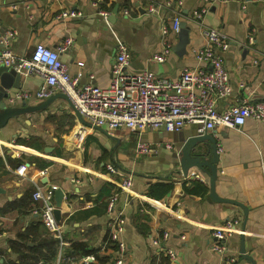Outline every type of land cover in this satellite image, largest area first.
<instances>
[{
  "label": "crops",
  "instance_id": "crops-1",
  "mask_svg": "<svg viewBox=\"0 0 264 264\" xmlns=\"http://www.w3.org/2000/svg\"><path fill=\"white\" fill-rule=\"evenodd\" d=\"M177 1L0 0V37L5 30L16 29L11 47L25 57L38 44L57 49L72 39L70 48L61 54L70 74H80L81 83L107 86L120 42L132 51L129 72L148 69L177 79L185 68L200 66L194 48L205 42L201 26H212L231 39L223 56L232 92L227 100L219 101V108L237 99L264 101V0H212L202 25L192 14L205 6V0H181L180 5ZM179 8L182 21L191 27L187 52L180 55L174 50L179 37L171 33L173 50L159 62L153 56L164 47L162 27L170 24ZM62 11L82 14L58 18ZM4 70L0 68V73ZM43 81L41 75L22 74L18 87L0 88V187L4 189L0 191V264H14L18 253L11 242L26 227L43 223L41 214L17 208L22 198L29 200L27 207L34 205L33 198L26 195L39 184L64 191L58 221L65 244L61 248L57 243L47 264H54L63 250L81 257L72 246L75 241L101 248L109 232V197L116 182L126 175L132 176L133 186L120 201L126 218L122 238L127 245L122 264H221V256L212 249L216 242L213 231L228 219H239V227L245 230L228 239L230 253L238 257L236 264H264V123L249 118L239 128L209 131L218 139L220 154L216 193L245 203L249 208L246 215L242 207L211 197L209 173L191 168L189 176H184L181 171L175 151L185 138L198 134L197 124L174 132L164 127L135 131L121 126L112 132L92 127L61 93L50 99L17 95L19 91L34 93ZM80 124L87 126L82 141L76 135ZM138 141L156 144L159 150L137 156ZM109 162L116 164L117 173L107 170ZM193 181L207 185L208 191L187 193L185 185ZM169 184L172 189L164 193L161 188ZM35 204L42 206V201ZM52 205L57 207L55 193ZM41 230V236L29 237L28 245H37L45 234H51L44 226ZM165 232L169 233L166 246L177 253L174 263L159 254L154 243ZM109 253L111 262L115 255ZM67 264L83 263L78 258Z\"/></svg>",
  "mask_w": 264,
  "mask_h": 264
},
{
  "label": "built area",
  "instance_id": "built-area-1",
  "mask_svg": "<svg viewBox=\"0 0 264 264\" xmlns=\"http://www.w3.org/2000/svg\"><path fill=\"white\" fill-rule=\"evenodd\" d=\"M205 1V6L196 9L192 14V19L200 25L212 0ZM177 2L181 4V0ZM124 12L129 14L130 11L125 9ZM81 14L80 11H62L57 17H78ZM182 16L179 8L172 16L170 24L162 27L164 47L160 53L154 54L155 60L163 62L172 52L173 43L169 35L180 32ZM201 31L205 39L204 45L194 48L195 58L200 66L185 68L177 79L158 75L148 69L129 72L127 66L130 64L132 51L126 43L120 42L110 83L107 86L91 82L81 83V75H71L67 64L61 58V54L70 48L72 39L59 44L57 49L38 44L34 51L25 57L16 54L11 47L18 33L14 28L5 30L0 37L2 45L0 68H14L21 75L37 74L44 78L34 93L19 91L17 94L19 97H29L33 94L42 99H49L57 93H62L89 126L103 127L111 132L121 126L135 131L164 127L167 131L174 132L187 124H197L198 133L203 134L216 128H239L249 118L264 123V101L237 99L223 109L219 108V101L227 100L232 92L230 73L223 56V51L229 48L231 39L223 30L216 27L201 26ZM250 40L252 41V37ZM86 131L87 126L80 124L76 131L79 140H84ZM158 150V145L145 141H138L134 148L137 156ZM106 167L111 173L118 172L113 162L107 163ZM195 176L199 177V174ZM132 186V176H123L116 182L108 200L109 232L101 250H105L107 246L114 247L115 257L110 264H122L124 261L127 245L122 235L126 218L120 201L122 194L130 192ZM57 188L55 185L48 187L43 184L36 185L32 194L34 205L31 212L41 214L42 222L50 233L58 238L60 247L63 248L65 240L62 226L55 216L52 205ZM35 201H42V206L35 204ZM239 222V219H228L213 231L216 242L212 244V249L221 256V264H236L238 261V257L230 253L228 239L235 233L245 232L239 227ZM168 237L169 233L165 232L161 238L154 239V243L159 247L158 253L164 254L170 263H174L177 260V253L166 246ZM79 258L83 264L97 261L95 254ZM77 259L74 254L63 250L54 264H67Z\"/></svg>",
  "mask_w": 264,
  "mask_h": 264
},
{
  "label": "water",
  "instance_id": "water-1",
  "mask_svg": "<svg viewBox=\"0 0 264 264\" xmlns=\"http://www.w3.org/2000/svg\"><path fill=\"white\" fill-rule=\"evenodd\" d=\"M118 12V6L113 10V14L116 15ZM190 31L191 27L186 21L181 22V30L178 33V42L174 46V50L180 55H184L187 52V46L190 42ZM5 69L0 73L1 89L6 90L12 86L18 87L21 80V74L14 68H1ZM62 94V93H61ZM64 95V94H63ZM55 96V95H54ZM52 98V97H51ZM50 99V98H49ZM183 145L179 150L175 151V157L178 158L180 169L184 173V176H189L191 168H197L210 174V195L211 197L219 202H229L242 207L248 214V206L241 201L234 199L220 197L216 193V181L218 177V163L220 161V154L218 152V139L211 132H205L203 134H195L185 138ZM208 166V169L207 167ZM239 177V175H238ZM0 191H4L0 187ZM64 197V191L61 187L55 190V199L57 207L54 209L57 220L61 219L62 200ZM241 252L244 255L245 252V237L242 236V248Z\"/></svg>",
  "mask_w": 264,
  "mask_h": 264
},
{
  "label": "trees",
  "instance_id": "trees-1",
  "mask_svg": "<svg viewBox=\"0 0 264 264\" xmlns=\"http://www.w3.org/2000/svg\"><path fill=\"white\" fill-rule=\"evenodd\" d=\"M172 187L173 184L163 185L161 189L164 193H166L171 190ZM33 191L28 193L26 195V198H28L29 196L32 197ZM185 191L190 194L203 195L208 191V187L207 185L199 181H193L192 185H185ZM21 200H23L22 205L18 206L17 208L23 211V213L27 208L28 210L33 208L32 206L27 207V205L30 203L28 199L25 201L22 198ZM41 226H44V228L47 229L44 223H38L36 226L30 225L26 227L25 230L20 232L18 234V237L11 242L12 250L18 253V259L16 260V262H14V264H37L40 259H44L45 261L43 262V264H47V261L51 259V257L55 254L57 243L59 242V240L51 234V236L48 235V233L47 235L45 234L44 238L41 239L42 241H40L37 245H28L27 241L31 235H33L34 237L41 236L42 232L44 231L41 230ZM72 246L75 250V253L79 252L80 254H82V256L95 254L97 256V261L91 264H108L110 262L109 252H113L114 248L111 246H107L104 250V253L108 254L106 255L101 253V248H89L83 242L75 241ZM0 253L2 252L0 251Z\"/></svg>",
  "mask_w": 264,
  "mask_h": 264
}]
</instances>
